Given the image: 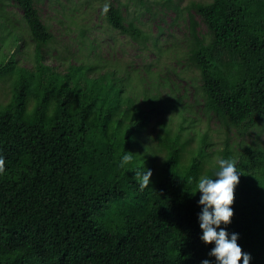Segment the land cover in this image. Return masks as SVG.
Instances as JSON below:
<instances>
[{"label":"trees","instance_id":"obj_1","mask_svg":"<svg viewBox=\"0 0 264 264\" xmlns=\"http://www.w3.org/2000/svg\"><path fill=\"white\" fill-rule=\"evenodd\" d=\"M35 5L0 0V83L9 86L0 102V264H216L208 255L213 245L199 238L195 181L211 175L219 158L233 160L240 172L233 215L221 227L238 234L249 264H264V0L184 8L186 58L201 83L196 95L204 114L226 129L218 152L208 150L207 132L197 138L191 131L198 119L174 83L160 84L152 74L150 82L136 80L98 54L80 59L68 44L57 49ZM7 6L21 11L18 27ZM192 11L206 27L202 35ZM103 14L111 30L136 44L149 39L118 4ZM167 105L178 110L180 128L156 122L155 140H142ZM231 128L258 133L234 142ZM124 152L133 159L121 167ZM143 168L152 175L140 189L135 173Z\"/></svg>","mask_w":264,"mask_h":264},{"label":"rangeland","instance_id":"obj_2","mask_svg":"<svg viewBox=\"0 0 264 264\" xmlns=\"http://www.w3.org/2000/svg\"><path fill=\"white\" fill-rule=\"evenodd\" d=\"M211 1L171 0L170 4L168 3L170 7H164L162 3L166 0H36L35 7L39 10L42 20L55 34L57 49H63L64 45L68 44L70 51L80 59L88 57L96 60L98 54L102 60H108L112 67L120 65L138 75L136 80L143 78L145 82H150L152 78L148 74L156 75L157 77H154L160 84H163L165 79H169V83H174L177 87L178 95H183L184 102L192 109L195 115L192 119L194 121L198 119L191 127V131L197 138L207 132L211 142L208 150L218 152L224 147L226 129L218 119L214 117L209 119L204 114L202 101L196 95L201 84L198 73L186 58L189 28L184 8L191 2L205 4ZM105 3L115 6L118 4L126 21L133 22L144 34L149 35V39L143 45H138L129 37L111 30L103 16ZM5 9L9 12L12 22L18 27L17 23L22 22L21 11L13 6H7ZM192 13L197 22L195 29L197 34H204L206 27L200 17L194 11ZM22 27V23H19V28ZM81 31H84L83 38H85L83 46ZM24 33L26 34V31ZM88 42L96 46V49L89 51ZM49 63L55 64L52 60H49ZM161 91L165 94L166 87L161 88ZM8 95L9 86L6 82H1L0 102H6ZM196 99L198 103L195 102ZM170 106H166L168 109L166 112L154 116L142 140H152V138L155 140L156 131L159 129L156 122H164L173 131L180 128L181 118L178 110L169 111L172 107ZM184 116L190 115L184 113L182 117ZM257 133L258 130L253 129L248 134L241 135L231 128L228 136L234 142L241 139L250 142L255 139ZM259 137L264 142V129ZM149 143L151 144L152 141ZM195 144L196 140L192 146ZM161 156L162 153L159 154V158Z\"/></svg>","mask_w":264,"mask_h":264},{"label":"clouds","instance_id":"obj_3","mask_svg":"<svg viewBox=\"0 0 264 264\" xmlns=\"http://www.w3.org/2000/svg\"><path fill=\"white\" fill-rule=\"evenodd\" d=\"M103 11H108L105 3ZM133 159V155L124 152L121 156L120 165L123 167ZM218 167L211 174H202L195 181V194L200 193L198 204L201 212L198 215L199 228L201 229L200 240L205 245L212 244L208 255L215 258L216 264H238L242 258V264H249L250 256L242 253L237 244L238 234H229L221 225H228L233 215L230 207L234 199V188L239 182V171L235 162L227 158L217 160ZM5 171V160L0 156V173ZM140 189L150 183L152 172L150 169L135 173ZM194 194V195H195ZM201 264H210L208 259Z\"/></svg>","mask_w":264,"mask_h":264}]
</instances>
